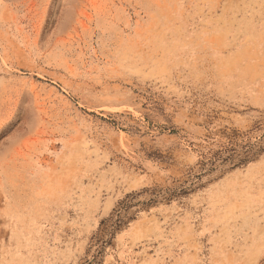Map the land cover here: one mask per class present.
Wrapping results in <instances>:
<instances>
[{
  "label": "rangeland",
  "instance_id": "rangeland-1",
  "mask_svg": "<svg viewBox=\"0 0 264 264\" xmlns=\"http://www.w3.org/2000/svg\"><path fill=\"white\" fill-rule=\"evenodd\" d=\"M0 264H264V0H0Z\"/></svg>",
  "mask_w": 264,
  "mask_h": 264
}]
</instances>
